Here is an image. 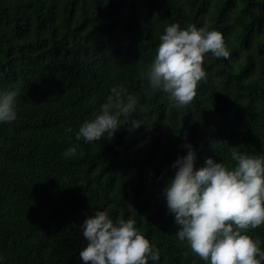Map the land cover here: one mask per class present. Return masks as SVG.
<instances>
[{"label":"trees","instance_id":"1","mask_svg":"<svg viewBox=\"0 0 264 264\" xmlns=\"http://www.w3.org/2000/svg\"><path fill=\"white\" fill-rule=\"evenodd\" d=\"M174 23L217 30L230 51L205 55L207 79L182 109L145 91L144 70ZM116 85L145 107L130 117L144 124L77 142ZM8 90L18 91V118L0 124L3 264H83L80 225L96 211L133 219L160 250L158 264H206L177 239L162 189L185 143L196 168L209 157L233 168V147L264 155V0H0ZM248 235L264 250V225Z\"/></svg>","mask_w":264,"mask_h":264},{"label":"clouds","instance_id":"2","mask_svg":"<svg viewBox=\"0 0 264 264\" xmlns=\"http://www.w3.org/2000/svg\"><path fill=\"white\" fill-rule=\"evenodd\" d=\"M229 58L222 34L194 24L182 28L179 23L166 27L160 36L153 61L144 70L148 91L166 94L176 108H184L197 96V87L207 79L203 67L206 54ZM18 91L0 92V124L18 118ZM143 113L135 95L125 92L122 85L113 86L93 119L86 120L75 133V140L87 143L106 135L111 140L125 124L130 132L142 124L131 119ZM69 126L65 134L72 133ZM78 144L65 150V158L77 155ZM186 155L171 165L176 169L162 194L168 212L178 226L175 235L187 242L191 251L206 264H264L260 241L248 230L264 225V155L244 154L233 147V168L209 157L203 167L196 168V151L190 143L183 145ZM88 242L79 257L83 264H158L160 250L129 218L113 220L106 211H96L80 225ZM0 255V264H3Z\"/></svg>","mask_w":264,"mask_h":264}]
</instances>
